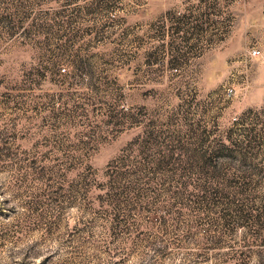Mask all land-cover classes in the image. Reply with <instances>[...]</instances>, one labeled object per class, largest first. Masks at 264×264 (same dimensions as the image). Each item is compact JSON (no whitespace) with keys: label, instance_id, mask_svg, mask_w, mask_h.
<instances>
[{"label":"rangeland","instance_id":"374dc122","mask_svg":"<svg viewBox=\"0 0 264 264\" xmlns=\"http://www.w3.org/2000/svg\"><path fill=\"white\" fill-rule=\"evenodd\" d=\"M0 264H264V0H0Z\"/></svg>","mask_w":264,"mask_h":264},{"label":"built area","instance_id":"2783aa9c","mask_svg":"<svg viewBox=\"0 0 264 264\" xmlns=\"http://www.w3.org/2000/svg\"><path fill=\"white\" fill-rule=\"evenodd\" d=\"M62 72H64L65 71V67H61V69H60Z\"/></svg>","mask_w":264,"mask_h":264}]
</instances>
